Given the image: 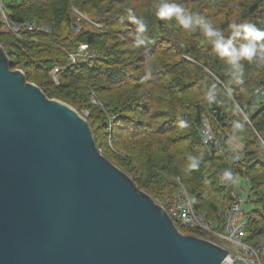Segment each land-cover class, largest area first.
<instances>
[{
  "label": "trees",
  "instance_id": "trees-1",
  "mask_svg": "<svg viewBox=\"0 0 264 264\" xmlns=\"http://www.w3.org/2000/svg\"><path fill=\"white\" fill-rule=\"evenodd\" d=\"M5 2L11 20L26 24L18 33L4 31L0 17V43L11 68L50 99L87 110L107 158L165 207L176 189L169 196L167 182L179 177L195 209L212 221H220L218 210L234 188L233 182L224 185V172L247 177L253 208L246 211L244 241L264 244V60L241 61L243 75L234 79L198 26L185 30L175 18L155 15L159 0ZM170 2L211 21L226 38L233 22L264 29V0ZM133 18L144 21L145 32L137 31ZM29 23L37 28L29 30ZM138 36L145 43L136 47ZM242 42L234 39L237 47ZM205 121L220 150L205 141ZM230 136L242 142L239 161ZM189 157L199 161L196 169L188 168Z\"/></svg>",
  "mask_w": 264,
  "mask_h": 264
},
{
  "label": "water",
  "instance_id": "water-1",
  "mask_svg": "<svg viewBox=\"0 0 264 264\" xmlns=\"http://www.w3.org/2000/svg\"><path fill=\"white\" fill-rule=\"evenodd\" d=\"M98 148L0 44V264H225Z\"/></svg>",
  "mask_w": 264,
  "mask_h": 264
},
{
  "label": "built area",
  "instance_id": "built-area-1",
  "mask_svg": "<svg viewBox=\"0 0 264 264\" xmlns=\"http://www.w3.org/2000/svg\"><path fill=\"white\" fill-rule=\"evenodd\" d=\"M5 0H0V17L3 21V28L7 31L18 33L26 24L15 23L11 20L6 8ZM29 30L37 28L35 23L27 24ZM85 48V46H82ZM58 68L52 71L53 78L57 79ZM203 137L206 142H214L220 150L221 142L215 137L211 127L205 121ZM243 145H234L233 150L236 152L235 160L241 158ZM243 183L236 182V178L226 179L224 185L234 183V188L230 192V198L218 210L217 216L220 221L207 219L204 213L195 209L186 188L177 178L178 188L174 191L171 198L167 199L168 207H164L173 221L190 229L198 230L215 243L221 245L229 251L225 259V264H264V244L252 246L244 241L246 228L248 224V214L244 205L249 202L248 185L249 180L241 176ZM245 193V195H244Z\"/></svg>",
  "mask_w": 264,
  "mask_h": 264
},
{
  "label": "clouds",
  "instance_id": "clouds-1",
  "mask_svg": "<svg viewBox=\"0 0 264 264\" xmlns=\"http://www.w3.org/2000/svg\"><path fill=\"white\" fill-rule=\"evenodd\" d=\"M155 15L161 20H175L185 30H192L199 27L203 35H205L217 55L224 59L230 66L231 76L239 80L243 75V64L241 61H252L254 58L264 60V29L257 28L250 23H236L229 25L231 36L225 37L223 31L214 26V24L203 16L193 15L187 12L180 5L170 2V0H159ZM133 23L137 26V31L143 33L146 30V24L142 19L133 18ZM235 38H240L243 42L237 47L234 43ZM145 43L142 36H138L135 40V46L139 47ZM211 99V97H210ZM189 169H196L199 161L196 157H189ZM231 178V172L225 171L223 179Z\"/></svg>",
  "mask_w": 264,
  "mask_h": 264
},
{
  "label": "rangeland",
  "instance_id": "rangeland-1",
  "mask_svg": "<svg viewBox=\"0 0 264 264\" xmlns=\"http://www.w3.org/2000/svg\"><path fill=\"white\" fill-rule=\"evenodd\" d=\"M3 30L4 31H7V30H5L4 28H3ZM1 44V43H0ZM2 45V44H1ZM3 46V45H2ZM27 80V79H26ZM27 81H29V80H27ZM51 99H57V98H51ZM67 103V102H66ZM69 104V103H68ZM69 105H71V104H69ZM73 108H75L76 110H77V108L75 107V106H73V105H71ZM259 107V106H258ZM78 112H79V110H77ZM82 116H84L85 118H87L88 117V114H89V112L87 111V110H84V111H80L79 112ZM237 140V139H235V138H233V137H229L228 138V140ZM239 141L240 140H237V141H233V142H235L236 143V145L237 144H239V145H242V142L241 143H239ZM101 151V150H100ZM119 153H121V154H125V152L123 153L122 151H119ZM109 159V158H108ZM110 160V159H109ZM111 161V160H110ZM111 162H113V161H111ZM114 163V162H113ZM115 164V163H114ZM116 165V164H115ZM117 166V165H116ZM119 167V166H118ZM120 168V167H119ZM121 169V168H120ZM122 170V169H121ZM128 175V174H127ZM171 178L172 177H170V180H171ZM177 178H179V177H176V179L175 180H173V184L171 183V181L170 182H167V184H169L168 186H167V188L164 190V191H166V192H168L169 193V196H171V195H173L174 194V192L173 193H171V195H170V191L172 190V189H174V188H178V182H177ZM133 179V178H132ZM134 180V179H133ZM135 181V180H134ZM183 181L180 179V183L183 185V183H182ZM236 182L237 183H239V182H242L243 183V179H242V177L241 176H237V178H236ZM136 183V182H135ZM244 184V183H243ZM137 185V184H136ZM138 186V185H137ZM139 187V186H138ZM140 188V187H139ZM141 189V188H140ZM175 189V190H176ZM247 189H248V193H249V191H250V187L248 186L247 187ZM142 190V189H141ZM174 190V191H175ZM143 191H145V190H143ZM146 192V191H145ZM244 195H245V193H244ZM169 198H171V197H168L167 199H169ZM155 201H157L158 203H160L159 202V200H157V199H155V198H153ZM162 205V204H161ZM165 207V206H164ZM253 208V204H251V203H246L245 205H244V209L246 210V211H249V210H251ZM173 220V219H172ZM176 224V223H175ZM177 225V224H176ZM177 227H178V225H177ZM178 229L183 233V234H189V235H193V234H190V232H187L186 230H184V229H182L181 227H178ZM202 238H204V237H202ZM209 240H211L212 242H214L212 239H209Z\"/></svg>",
  "mask_w": 264,
  "mask_h": 264
},
{
  "label": "crops",
  "instance_id": "crops-1",
  "mask_svg": "<svg viewBox=\"0 0 264 264\" xmlns=\"http://www.w3.org/2000/svg\"><path fill=\"white\" fill-rule=\"evenodd\" d=\"M233 141H237V140H229V142H230V144H231V146H234V145H236V143L235 142H233ZM239 143H241L240 141H239Z\"/></svg>",
  "mask_w": 264,
  "mask_h": 264
}]
</instances>
